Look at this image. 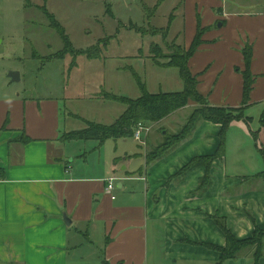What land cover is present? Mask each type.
Returning <instances> with one entry per match:
<instances>
[{
    "label": "crops",
    "instance_id": "crops-1",
    "mask_svg": "<svg viewBox=\"0 0 264 264\" xmlns=\"http://www.w3.org/2000/svg\"><path fill=\"white\" fill-rule=\"evenodd\" d=\"M238 1L181 0L183 9L175 10L183 12L185 28L173 39L182 38L185 48L198 26L205 28L189 67L212 106H243L237 69L244 70L245 46L253 48L256 82L245 110L252 121L229 126L226 154L213 162L204 193L197 191L204 167L177 175L194 158L216 153L217 124L200 122L189 139L153 162L148 152L122 150L124 157L114 156L104 173L87 175L68 162L72 141L65 137L79 131L68 124L69 97L38 99L17 88L0 93V264H218L220 253L207 246L224 247L226 238L214 218L225 220L237 239L264 228V177H254L264 171V4ZM254 108L263 110L258 120L247 115ZM232 154L239 158L230 163ZM127 163L131 170L119 172ZM112 178L115 199L106 191ZM249 256L227 264H252Z\"/></svg>",
    "mask_w": 264,
    "mask_h": 264
},
{
    "label": "rangeland",
    "instance_id": "rangeland-1",
    "mask_svg": "<svg viewBox=\"0 0 264 264\" xmlns=\"http://www.w3.org/2000/svg\"><path fill=\"white\" fill-rule=\"evenodd\" d=\"M226 1L231 3L233 0ZM242 1L238 2H242L243 7L257 5L258 1L264 4V0ZM180 2L0 0V93L17 88L19 92L38 99L67 96L71 99L67 106L72 112L68 115V124L71 129L77 127L81 132L87 128L85 119L110 125L126 109H121L120 104L99 102L94 97L105 100L103 97L111 93L132 99L140 97V87L134 73L150 93L182 91L183 83L177 70L159 68L148 59L151 44L162 48L159 56L169 52L162 35H151L152 28L165 32L173 23L167 43L183 45L182 38L173 39L175 33L179 30L184 32L185 28L183 12H175L177 7L183 9V5L179 6ZM45 11L64 29V37L69 39L72 48L67 50L60 33L49 27L51 20ZM173 13L176 17L172 22ZM90 55L96 56V59L92 60ZM159 61L165 62L162 59ZM42 64L46 65L44 69H41ZM10 72H19L21 80L13 82L9 77ZM198 107H188L168 122L146 125L150 130L148 137L146 133L142 136L144 142L147 138L146 147L134 138L107 141L102 146L92 140L69 142L66 145L70 155L68 162L72 167L82 169V174L100 175L114 156L124 157L122 150L128 153L148 152L145 155L147 158L165 140L163 134L179 133ZM258 111V108H254L247 115L258 120L263 110ZM116 149L118 152L114 155ZM238 158L239 155L232 154L229 162L233 163ZM128 163L119 165V172L124 167L131 170ZM82 253L79 251L78 255Z\"/></svg>",
    "mask_w": 264,
    "mask_h": 264
},
{
    "label": "trees",
    "instance_id": "trees-1",
    "mask_svg": "<svg viewBox=\"0 0 264 264\" xmlns=\"http://www.w3.org/2000/svg\"><path fill=\"white\" fill-rule=\"evenodd\" d=\"M46 12V11H45ZM46 15L51 20L49 27L61 36L66 45V49L72 48L68 38H65V31L54 20L53 16L46 12ZM153 31V32H152ZM205 33V28L200 25L197 28L196 36L187 49L184 45H177L174 42L169 45L167 43L168 30L151 29V35H162L165 39V47L169 52L165 56H159L161 47L157 44L150 45V55L148 57L156 66L162 69H175L178 71L179 77L183 83V89L173 93H150L141 78L134 73L136 77L141 95L136 99L126 98L107 94L108 97L103 99L108 101H117L126 107L125 112L116 120L114 124L103 125L89 121H85L87 128L81 132L70 133L67 135L66 141H97L100 145L107 140H120L134 138L135 131L139 124L158 125L165 119L180 110L189 107L190 105L199 106L195 112L188 118L187 123L181 131L176 134H168L165 132V140L159 145L156 150L152 151L147 157V162H153L156 159L169 153L171 150L179 146L183 141L189 139L200 122H211L220 126V146L215 154L203 157H197L191 160L177 176H184L195 167H204L205 175L199 183V193L207 191L211 185V168L212 164L217 159H222L225 154V134L229 126L235 121L251 122L252 119L245 116V110L251 100L256 77L251 71L253 59V48L250 45L243 49L245 61L244 70L237 69L243 78V106L238 108L212 106L209 104L198 89L199 75H194L189 67V62L195 55L200 45L203 44L202 37ZM146 34V33H145ZM148 34V33H147ZM95 52V50H94ZM92 60L96 56L90 55ZM58 59V58H57ZM162 59L164 63L159 60ZM264 158V152L262 153ZM1 174V172H0ZM255 178L264 177V171ZM203 182V183H201ZM216 223L223 231L226 244L224 247L207 246L220 253L221 259L218 264H227L230 261L239 260L242 257L250 255L252 264H260L261 259H264V228H257L250 237L245 239H237L230 229L227 227L225 220L214 218ZM106 264V263H105Z\"/></svg>",
    "mask_w": 264,
    "mask_h": 264
},
{
    "label": "built area",
    "instance_id": "built-area-1",
    "mask_svg": "<svg viewBox=\"0 0 264 264\" xmlns=\"http://www.w3.org/2000/svg\"><path fill=\"white\" fill-rule=\"evenodd\" d=\"M149 131H150L149 126H146L144 124H139L135 131L134 139L140 142L141 144H144L145 142L142 140V136L144 135V133H146L145 135H147ZM114 189H115L114 178H112L109 180V184L106 189L107 193L111 194L112 199H115V196L113 195Z\"/></svg>",
    "mask_w": 264,
    "mask_h": 264
},
{
    "label": "water",
    "instance_id": "water-1",
    "mask_svg": "<svg viewBox=\"0 0 264 264\" xmlns=\"http://www.w3.org/2000/svg\"><path fill=\"white\" fill-rule=\"evenodd\" d=\"M9 77L13 80V82L20 81V73L19 72H10ZM69 222V220H67Z\"/></svg>",
    "mask_w": 264,
    "mask_h": 264
}]
</instances>
